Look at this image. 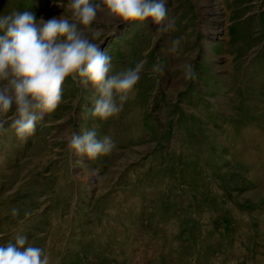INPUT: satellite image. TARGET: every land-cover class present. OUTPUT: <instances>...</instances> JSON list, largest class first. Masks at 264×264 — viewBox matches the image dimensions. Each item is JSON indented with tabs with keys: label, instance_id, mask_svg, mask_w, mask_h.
Wrapping results in <instances>:
<instances>
[{
	"label": "rangeland",
	"instance_id": "obj_1",
	"mask_svg": "<svg viewBox=\"0 0 264 264\" xmlns=\"http://www.w3.org/2000/svg\"><path fill=\"white\" fill-rule=\"evenodd\" d=\"M56 2L0 0V15L47 20ZM165 5L163 33L103 12L82 29L101 33L110 75L143 62L118 115L94 117L95 89L68 77L32 135L5 125L0 245L25 235L49 264H264V0ZM86 131L113 149L77 155Z\"/></svg>",
	"mask_w": 264,
	"mask_h": 264
},
{
	"label": "clouds",
	"instance_id": "obj_2",
	"mask_svg": "<svg viewBox=\"0 0 264 264\" xmlns=\"http://www.w3.org/2000/svg\"><path fill=\"white\" fill-rule=\"evenodd\" d=\"M56 6L62 9L61 15L47 20L30 11L0 15V134L11 120L20 140L32 135L36 122L61 103L62 85L68 77L95 89L94 117L107 120L120 113L139 81L143 62L109 74L111 57L100 47L101 33L93 31L89 39L82 31L90 29L102 12L116 21L117 27L149 20L162 33L171 27L165 0H58ZM65 11L70 16H65ZM155 70L163 71L159 66ZM193 75L192 67L187 66L186 78ZM68 147L77 155L95 159L108 154L114 143L111 137L98 140L95 131H86L83 135L73 133ZM12 213L16 215L17 210ZM26 244L27 237L18 234L14 242L0 245V264H49L43 248Z\"/></svg>",
	"mask_w": 264,
	"mask_h": 264
}]
</instances>
